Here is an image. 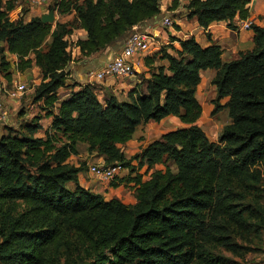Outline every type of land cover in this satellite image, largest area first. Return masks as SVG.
Returning a JSON list of instances; mask_svg holds the SVG:
<instances>
[{
    "label": "trees",
    "instance_id": "1",
    "mask_svg": "<svg viewBox=\"0 0 264 264\" xmlns=\"http://www.w3.org/2000/svg\"><path fill=\"white\" fill-rule=\"evenodd\" d=\"M161 1L54 0L49 11L73 17L52 28L42 16L25 21L26 10L12 20L14 0H0V75L9 87L12 66L23 73L35 65L41 83L31 98L43 104L40 115L24 119L22 112L17 127L0 135V264H235L219 250L252 251L247 237L264 231V17L262 27L251 28L253 48L235 60L222 61L217 45L178 39L179 50L157 54L166 67L153 70L127 100L110 95L101 102L90 83L58 95L69 75L67 38L74 30L85 31L86 39L74 45L90 58L160 15ZM180 1L204 29L220 21L232 28L234 18H249L250 0H173L168 11ZM205 70L215 71L211 115L224 106L230 119L217 143L196 125L202 107L195 93ZM168 116L187 127L126 159L121 146L136 128ZM42 118L51 124L37 137ZM79 144L104 166L119 164L129 174L136 172L134 160L148 170L170 161L176 173L166 166L145 181L138 174L122 179L134 184L133 205L105 200L79 186L85 163L67 162Z\"/></svg>",
    "mask_w": 264,
    "mask_h": 264
},
{
    "label": "crops",
    "instance_id": "2",
    "mask_svg": "<svg viewBox=\"0 0 264 264\" xmlns=\"http://www.w3.org/2000/svg\"><path fill=\"white\" fill-rule=\"evenodd\" d=\"M130 1V0H129ZM173 0H162L160 3V15L162 17H154L153 19L147 21L143 27L138 28L140 33H160L163 32L162 29V19L164 17H169L172 19L174 25L178 26L179 30L173 28L172 30L167 29V32L173 36H176L178 39H187L193 37L195 41L202 47L206 48L210 45H217L219 46L220 50L222 51L221 59L224 62H228L231 60H235L238 57L240 52L249 51L253 48V30H241L238 27L239 20L238 18H234L232 20V28L228 27V23L226 21L214 22L210 24L206 29L200 27L197 23L196 18H188V11L185 9L186 1H180L177 8L174 11H168V8L171 6ZM249 9V18L248 20L252 23V26H263L264 17V0H250L248 4ZM73 14L62 16L61 22L66 23L70 19H72ZM86 33L83 30H74L72 34L67 38L69 43H73L72 46L68 47V52L71 56V61L68 64L66 71L69 73L65 88H61L58 90V94L60 95L61 99L66 98L71 91L70 87H74V85H85L89 83V75L91 73H95L99 71L115 54L112 50L108 47L105 51L95 54L90 58H84L81 56L79 49L74 45L77 40H85ZM121 50V46L119 47ZM109 54L106 58V54ZM12 57L10 60L11 63L16 61L14 56L9 55ZM141 71V70H140ZM12 73H13V80L12 84H25L26 91L25 95L27 94V98L22 102L19 98L16 99H8L6 98L2 108L0 109V135L4 132L5 127L16 128L17 121H21L22 118H19L21 113L24 112V119H28L30 116V111L33 110L36 105L33 104L32 101V94L34 87L38 86L41 83L40 73L37 67H33L29 70L24 71L23 73H19L16 71L14 66H12ZM143 73V71H142ZM215 75L214 70H205L200 73V83L196 88V99L200 103L202 107V114L199 119L204 116L205 113L212 110V106L207 107L206 110L203 108V102L200 101V95H202V85L209 83ZM141 76V75H139ZM149 74L145 73L143 78H148ZM137 75H133L130 78L124 80H117L112 83H91L94 84L96 87V94L97 98L99 99V94L104 97L108 94L113 95L117 98L126 97L127 93L132 91L136 84L139 82L137 80ZM0 87H6V81L0 78ZM11 84V85H12ZM31 85V88H30ZM102 85L103 87H100ZM33 87V88H32ZM77 90L78 88H73ZM211 94H214V89H212ZM200 93V94H199ZM207 92V96H208ZM108 97V96H107ZM120 101L121 98L119 99ZM104 101V100H103ZM24 108V109H23ZM42 114V113H41ZM35 115V114H34ZM32 114V116H34ZM19 118V119H18ZM198 119V121H199ZM43 120H48V126L43 128ZM196 122V125L198 123ZM230 123V122H229ZM228 123V124H229ZM42 129L39 132H42L41 135H37V137H44V133L49 129L51 124L50 118H42L40 121ZM171 125H176L177 129L185 128L186 125L182 124L177 117L168 116L161 120L159 123L155 122H148L147 124L140 125L136 128L135 133L133 134L132 139L126 143L125 145H129L131 143H137L139 146L143 141L141 138L142 136L145 137L146 133L149 135L152 133L164 135L171 131L176 130L171 129ZM198 126V125H197ZM199 127V126H198ZM224 127V126H223ZM138 130V131H137ZM202 130V129H201ZM203 131V130H202ZM143 134H142V133ZM146 132V133H145ZM142 135V136H141ZM139 139V141H138ZM157 140V139H154ZM153 141V140H152ZM143 148L146 147L144 144ZM83 148L84 151H80ZM78 154L76 156H71L67 162L69 164L74 165L77 167L79 163L86 161V163L92 161L96 164H104L103 158L96 156L95 154H88L86 145L79 144L77 146ZM136 172L129 174L127 171L116 178H118L119 182L116 183V187L109 186L108 182H101L96 178L92 177L89 172H82L78 175V184L80 187L87 189L95 194L101 195L105 198V200L110 199H117L121 201L123 204L126 205H133L135 203L134 197V187L133 183L125 184L122 179L126 180L127 178H134L137 174L142 176V181L149 179L148 176H145L142 172V168L138 169L135 168ZM150 171V170H149ZM126 177V178H125ZM67 186L72 189L73 183H68Z\"/></svg>",
    "mask_w": 264,
    "mask_h": 264
},
{
    "label": "rangeland",
    "instance_id": "3",
    "mask_svg": "<svg viewBox=\"0 0 264 264\" xmlns=\"http://www.w3.org/2000/svg\"><path fill=\"white\" fill-rule=\"evenodd\" d=\"M17 6L18 5H14L13 10L9 13V17L12 20H16L17 18H19V16H18L19 12L24 13L25 9H24L23 3L20 5L21 8L23 7L22 10L18 11L19 7H17ZM45 11H46V9L42 10L41 12H45ZM46 14L47 13L45 12V15ZM33 17H35V14L29 12V13L25 14L23 19L25 21H28L30 18H33ZM61 19H62V16H59L55 13L54 14V20L52 23H50L52 28H54L57 23L62 24ZM70 20L68 22H71ZM162 30H163V32H160V33L149 32V36L153 37V39L151 40L152 47H151L149 54H148L146 59H149V61L151 59L152 60L154 59V60L150 64H147L146 63L147 61L145 60L144 67L141 69V71L139 73H136V75L138 76L137 80L139 82L136 84V86L133 88L132 91L135 90V91L141 92L145 87L144 80L149 78L150 73L158 67H163V68L166 67L165 61L158 60L159 56L157 54H159V52H161L162 50H166L168 53L172 54V53H174L175 50H179V44L176 41V40H178V38H176V36H173L170 33H168L166 28H164ZM50 42H51V38L50 37L46 38L43 48H45V46ZM68 44H69V46L73 45V43H69V42H68ZM6 58L9 61L12 60V57H10L9 54H7V53H6ZM33 67H35V65L31 66V68H33ZM142 71H143V73H142ZM145 73L149 74L148 78H143ZM139 75H141V76H139ZM0 78H2V75H0ZM12 80H13V78H12ZM11 84L9 85L8 88L13 89V86L15 84H12V85ZM99 86L103 87L102 85H99ZM30 88H31V85H30ZM212 89H214V88H213V86H211V84L209 85V83L205 84L204 86L202 85L203 91H201L202 95H200L199 97H200V101L203 102L204 110H206L207 107L212 106V101L216 97L215 92H214V94H211L210 91ZM132 91H130V92H132ZM130 92L127 93V96ZM207 92L209 94L208 96H207ZM33 93H34V90H33ZM99 96H100L99 100L101 102H103V100H108V98L110 97V94L107 95L108 97L106 95L104 97H102L100 94H99ZM127 96L125 98L123 96L120 98H121V100H127ZM17 97L19 98L20 101L23 102L27 98V94L26 95L25 94L18 95ZM59 97H60V95H59ZM120 98H117V100H119ZM226 102H227V99H223L219 102V105H225ZM42 105L43 104L36 105V107L30 111L31 114L28 117V119H31L32 114L33 115L34 114L40 115L41 111L39 109L42 108ZM211 109H213V106ZM211 111H210V113L209 112L205 113L204 116L202 115V118L199 119L197 125L203 130L204 134L206 135V137L209 141L217 143L218 138L221 135L223 126L227 125L230 122V119L228 116V110L224 106L223 107L218 106V110L216 111V113L214 115H211ZM47 124H48V120H46V121L43 120V124H42L43 128L47 127L48 126ZM170 128L171 129H174V128L177 129V126L171 125ZM151 132L152 133H150L149 135H147V133L145 132L146 133L145 137L141 135L142 137L139 139H142L143 142L139 146H137L138 142L131 143L129 145L121 146V150H122L123 154L125 155L126 159H129V158L131 159V158L137 157V156L139 158L142 155L143 150L146 149L151 143H153L155 141L154 139H158V141L160 140L161 135L153 133V131H151ZM2 133H4V132H2ZM41 134H42V132H39L37 135L39 136ZM139 139H138V141H139ZM144 144L146 145L145 148L142 147ZM80 151H84L83 148H81ZM92 160L93 159H91V162H89V163H86V161L82 162V163H85L83 172H85V173L88 172V170H87L88 165L90 166V165L96 164ZM139 163L140 162L138 160H134L132 162V164L134 165V168L138 167ZM141 164L143 166L142 170L144 169L142 173L145 176H148L147 174H149V176H150V174H152L153 172H155L157 170H163L164 171L166 166L169 167L171 172L176 173V167L170 161H168L166 165H163V164L155 165L154 168L149 169L150 171L147 169V167L145 166L144 163H141ZM118 182H119L118 178H115L113 181L108 182V184H109V186H113V185H117L116 183H118ZM263 190H264V188H263ZM261 202L264 204V198ZM247 238L249 240V246L252 249L251 252H244L243 253V252L238 251L236 253H233V252L226 251L225 249L221 248L219 250V253L221 254V256H224L226 258V260L230 261L231 263H235V264H264V231H260V232L254 234V235H251Z\"/></svg>",
    "mask_w": 264,
    "mask_h": 264
},
{
    "label": "built area",
    "instance_id": "4",
    "mask_svg": "<svg viewBox=\"0 0 264 264\" xmlns=\"http://www.w3.org/2000/svg\"><path fill=\"white\" fill-rule=\"evenodd\" d=\"M54 0H14L15 5H18V11L22 10L20 5L23 3L26 13H34L35 17H40L48 14L51 11L55 12L53 8ZM46 9L45 12H41ZM23 13L19 12L21 17ZM25 15H23L24 17ZM162 27L172 30L174 23L171 18L164 17L162 19ZM238 27L241 30H251L252 23L247 20H239ZM153 37L147 33H140L134 31L133 34L122 44L119 53L115 54L99 71L91 73L88 77L89 83H112L117 80H124L139 73L144 67V60L148 56L152 47L151 40ZM26 91L25 84H15L13 89L7 87H0V109L2 108L6 98L16 99L18 95H23ZM89 174L101 182H111L116 177L123 175L128 170L122 168L119 164L112 166H104L103 164L88 165Z\"/></svg>",
    "mask_w": 264,
    "mask_h": 264
},
{
    "label": "water",
    "instance_id": "5",
    "mask_svg": "<svg viewBox=\"0 0 264 264\" xmlns=\"http://www.w3.org/2000/svg\"><path fill=\"white\" fill-rule=\"evenodd\" d=\"M157 17H162L161 15H158ZM53 20H54V12L53 11H51L50 13H48V14H46V15H43L42 17H41V22L42 23H44V24H50V23H52L53 22ZM145 24V23H144ZM144 24H142V25H140L139 27H136V28H134L131 32H129V33H126L125 35H122L120 38H119V42H120V44H118V43H113V44H111L110 46H109V48L112 50V52L114 53V54H117V53H119L120 52V49H119V47L120 46H122V44L133 34V32L134 31H138L139 32V29L138 28H140V27H143L144 26ZM108 53L106 54V58L108 57Z\"/></svg>",
    "mask_w": 264,
    "mask_h": 264
}]
</instances>
